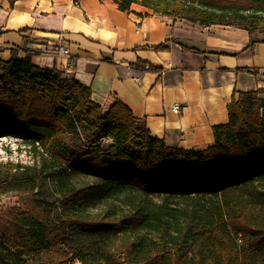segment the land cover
<instances>
[{
  "label": "trees",
  "instance_id": "obj_1",
  "mask_svg": "<svg viewBox=\"0 0 264 264\" xmlns=\"http://www.w3.org/2000/svg\"><path fill=\"white\" fill-rule=\"evenodd\" d=\"M115 1L264 33V0ZM228 114L207 149L170 147L78 79L0 60V138L29 146L60 195L0 229V264H264V89L234 95ZM22 168L0 162V194L38 189Z\"/></svg>",
  "mask_w": 264,
  "mask_h": 264
},
{
  "label": "crops",
  "instance_id": "obj_2",
  "mask_svg": "<svg viewBox=\"0 0 264 264\" xmlns=\"http://www.w3.org/2000/svg\"><path fill=\"white\" fill-rule=\"evenodd\" d=\"M252 37L140 3L122 11L115 0H0V60L15 54L74 77L95 103L126 104L152 136L183 150L214 145L234 95L264 89V40Z\"/></svg>",
  "mask_w": 264,
  "mask_h": 264
},
{
  "label": "rangeland",
  "instance_id": "obj_3",
  "mask_svg": "<svg viewBox=\"0 0 264 264\" xmlns=\"http://www.w3.org/2000/svg\"><path fill=\"white\" fill-rule=\"evenodd\" d=\"M253 34L257 39L264 40V33ZM0 162L22 166L20 175L34 178L39 186L31 193L10 191L0 194V229L21 211H28L30 208L36 210L37 207L39 209V205H43L47 212H51L60 206V195L56 192L54 181L40 172V159L29 146L15 138H0ZM79 181L85 184L92 183L93 179L80 177ZM55 249L63 250L64 245L61 244Z\"/></svg>",
  "mask_w": 264,
  "mask_h": 264
},
{
  "label": "built area",
  "instance_id": "obj_4",
  "mask_svg": "<svg viewBox=\"0 0 264 264\" xmlns=\"http://www.w3.org/2000/svg\"><path fill=\"white\" fill-rule=\"evenodd\" d=\"M58 52L63 54V55H69L70 54V50L68 48H65V47H60L58 49ZM173 110L177 113H179L181 111V106L179 105H175Z\"/></svg>",
  "mask_w": 264,
  "mask_h": 264
}]
</instances>
